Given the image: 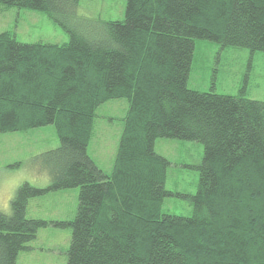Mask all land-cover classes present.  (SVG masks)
I'll return each instance as SVG.
<instances>
[{"label": "trees", "instance_id": "1", "mask_svg": "<svg viewBox=\"0 0 264 264\" xmlns=\"http://www.w3.org/2000/svg\"><path fill=\"white\" fill-rule=\"evenodd\" d=\"M40 9L66 40L0 31V131L51 122L50 183L21 182L0 210V264L39 226H71L66 264H264V100L188 86L195 38L264 50V0H126L122 18L72 20L78 0H0ZM128 107L111 172L88 153L96 106ZM158 136L199 140L188 215L163 211L169 160ZM78 185L69 220L26 216L28 198Z\"/></svg>", "mask_w": 264, "mask_h": 264}, {"label": "rangeland", "instance_id": "2", "mask_svg": "<svg viewBox=\"0 0 264 264\" xmlns=\"http://www.w3.org/2000/svg\"><path fill=\"white\" fill-rule=\"evenodd\" d=\"M126 0H78L72 20L122 18ZM10 29L22 41H56L68 38V32L40 9L6 5L0 2V31ZM188 86L200 90L210 87L219 93H238L264 100V50L250 51L245 46L221 45L195 38ZM128 107L124 96L100 102L94 111L87 150L106 172H111ZM59 143L54 124L47 122L25 129L0 131V210L10 211V198L17 186L28 181L36 186L50 183L42 152ZM156 152L168 158L163 211L188 215L199 180L197 165L203 144L199 140L158 136ZM78 185L48 189L28 198L26 216L51 220H69L76 211ZM71 226L53 222L39 226L34 238L19 250L16 264H66Z\"/></svg>", "mask_w": 264, "mask_h": 264}]
</instances>
